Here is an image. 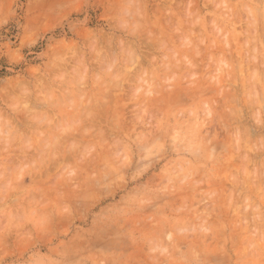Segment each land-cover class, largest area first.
I'll list each match as a JSON object with an SVG mask.
<instances>
[{
  "label": "rangeland",
  "instance_id": "1",
  "mask_svg": "<svg viewBox=\"0 0 264 264\" xmlns=\"http://www.w3.org/2000/svg\"><path fill=\"white\" fill-rule=\"evenodd\" d=\"M0 264H264V0H0Z\"/></svg>",
  "mask_w": 264,
  "mask_h": 264
}]
</instances>
